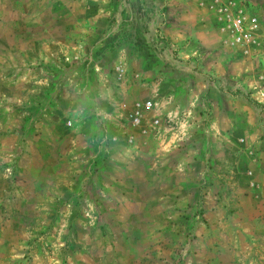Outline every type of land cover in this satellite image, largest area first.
Here are the masks:
<instances>
[{"label": "rangeland", "instance_id": "1", "mask_svg": "<svg viewBox=\"0 0 264 264\" xmlns=\"http://www.w3.org/2000/svg\"><path fill=\"white\" fill-rule=\"evenodd\" d=\"M0 264H264V0H0Z\"/></svg>", "mask_w": 264, "mask_h": 264}, {"label": "crops", "instance_id": "2", "mask_svg": "<svg viewBox=\"0 0 264 264\" xmlns=\"http://www.w3.org/2000/svg\"><path fill=\"white\" fill-rule=\"evenodd\" d=\"M170 5L167 6V13L163 16V18L160 19V23H161L162 28H167L170 24V21L172 20V16L169 17V15H171V14H170V12H168V10L173 9L172 6H174V5L173 4H170ZM174 7L179 9V6H174ZM183 7L186 8L185 6H183ZM150 35H152V33H148V40H152ZM138 39H141V36L139 34H138ZM165 39L168 40L167 37H165ZM165 39H163V40L165 41ZM169 46H171V45H169ZM178 52L180 53V51H178ZM138 53H139V51H138ZM153 53H156V52H153ZM162 53H167V51H163ZM160 55L161 54L157 53L155 55V58L160 57ZM193 55H194V57H197L201 54H199V52L197 55L193 54L192 52L186 53V56H193ZM178 65H180V66H175V68H176L175 72L179 73V74L182 73L183 75H181V76H184V77L180 79L181 81L180 80L179 81L171 80V82H170L171 85L168 84V86H169L168 88L171 90V92H169V94H168L169 98H167V100H168V104H178L180 107H182L184 109V111H186L189 114V115H185V118H184L187 125H189V122H193L194 120L201 121L199 114H196V113L193 114V111H191V109H190L191 106H196L199 103H204V104H210V105H214V106L219 105V107H218V109H219L222 102H223V104H227L228 102H231V100L233 99V95H231L232 93L229 90H227V89H233L232 88L233 86H231L232 82L230 81V78L224 79V77H221L220 79H215V80L209 81V80L205 79V77H203V75L201 73V71H205V68H200V66H198L199 70H195V68H194L195 65L193 68H191V64H188L186 62L185 63H178ZM192 66H193V64H192ZM138 69L139 70L135 71V74L136 75L142 74L144 78L148 77L149 80H150V77H154V75H157L159 69H163L164 72L174 70V68L172 66L162 64L160 59L157 60V62H155V61L150 62V64L146 68V70H148V72H145V71L141 72L143 70V68L141 69L140 65H139ZM206 71H209V70H206ZM225 71H226V69H225ZM226 73H227V71H226ZM184 74H186V75H184ZM224 76H226V75H224ZM156 82L157 81H154V82L150 81V83L154 84V87H153L154 90H156L158 88V83H156ZM124 89H125V86H124ZM210 90H211V93H208ZM178 91H180V92H178ZM215 93H216V95H214ZM165 97H167V96H165ZM211 99H214V100L211 102L210 101ZM123 101L126 102L125 96L123 97ZM206 106H208V105H206ZM194 110H195V108H194ZM233 116H234V114L230 113V111L224 112V113L223 112L222 113L216 112V113H212V116H208V119H207V116L204 119L207 120V123L227 121L228 122V128H229V125L234 122ZM209 118L211 120H209ZM210 126L212 127L215 125L212 124ZM126 130L127 129H125V131ZM218 134L221 136V133L219 130H218ZM228 134H226V135H228ZM213 136H215V135L213 134ZM238 165L240 167V163L236 162V167H238ZM128 177L130 178L131 176L128 175ZM183 195H185V193H181V196H182L181 198H183ZM124 198H125V196H124Z\"/></svg>", "mask_w": 264, "mask_h": 264}, {"label": "built area", "instance_id": "3", "mask_svg": "<svg viewBox=\"0 0 264 264\" xmlns=\"http://www.w3.org/2000/svg\"><path fill=\"white\" fill-rule=\"evenodd\" d=\"M231 27H232V30H235L236 32H239V35H240V33L242 32V20H241L240 18L234 20V21L232 22ZM240 39H241V36H240ZM146 105H147L148 107H150V106H151V103H150V102H147ZM133 120H134L135 122H138V120H139V117H138V111H136V113H135V117L133 118Z\"/></svg>", "mask_w": 264, "mask_h": 264}]
</instances>
